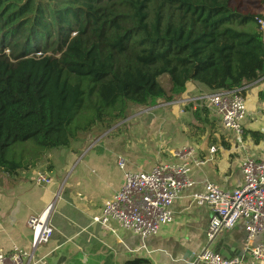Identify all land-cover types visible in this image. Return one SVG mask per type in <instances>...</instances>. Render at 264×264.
I'll return each mask as SVG.
<instances>
[{"label":"trees","instance_id":"obj_1","mask_svg":"<svg viewBox=\"0 0 264 264\" xmlns=\"http://www.w3.org/2000/svg\"><path fill=\"white\" fill-rule=\"evenodd\" d=\"M253 4L0 0V173L13 176L43 152L111 129L130 107L172 103L188 82L213 93L260 79L264 0Z\"/></svg>","mask_w":264,"mask_h":264},{"label":"crops","instance_id":"obj_2","mask_svg":"<svg viewBox=\"0 0 264 264\" xmlns=\"http://www.w3.org/2000/svg\"><path fill=\"white\" fill-rule=\"evenodd\" d=\"M209 93L205 87L188 82L184 93L172 103L156 101L145 111L132 110L130 116L107 131L94 130L68 148L41 153L28 170L13 176L1 172L0 250L6 252L13 246L29 250L28 219L52 205V238L35 251V256L50 264H128L135 260L202 264L195 259L206 247L226 260L264 264L253 261L244 251L243 223L221 231L208 245L210 212L197 207L192 199L194 193L203 190L204 183L230 192L239 188L243 182L240 161L264 159V76L243 89L246 117L240 137L222 130L218 118L206 109L203 96ZM202 109L207 111L205 116L200 113ZM197 110L199 117L195 118ZM127 132L134 145L121 144L120 138ZM254 133L262 139L256 140ZM181 148L191 152L189 178L194 186L172 204L170 224L141 240L115 222L109 224L113 233L93 222L103 203L120 190L125 173L149 172L156 165L174 163L172 153ZM211 148L215 149L212 154ZM120 161L123 169L118 166ZM38 172L49 176L48 186L34 184ZM254 244H264V236H257Z\"/></svg>","mask_w":264,"mask_h":264},{"label":"built area","instance_id":"obj_3","mask_svg":"<svg viewBox=\"0 0 264 264\" xmlns=\"http://www.w3.org/2000/svg\"><path fill=\"white\" fill-rule=\"evenodd\" d=\"M257 26L264 32V15L257 19ZM243 88L219 91L203 96L206 109L220 122L222 130L240 137L246 117ZM215 149L211 148L210 153ZM191 152L188 148L173 151L171 164L154 166L149 172L125 173L120 190L103 203L100 214L93 222L110 229L115 222L121 229L145 240L158 233L161 227L172 222L171 206L179 195L194 186L190 180ZM200 163H195L199 165ZM123 169V161L118 163ZM242 185L233 191H224L213 183H204L203 190L192 195L195 205L206 208L210 219L206 229L208 245L221 231L234 229L239 223L245 225L246 237L243 249L257 263H264V244H254L257 236H264V159L256 161L243 158L239 163ZM51 179L45 172L34 178L37 186H48ZM52 205L27 221L31 233L29 250L13 246L9 251L0 250V264H50L35 256L38 247L46 245L53 235L49 223ZM202 264H242L238 258L223 259L206 247L197 257Z\"/></svg>","mask_w":264,"mask_h":264},{"label":"rangeland","instance_id":"obj_4","mask_svg":"<svg viewBox=\"0 0 264 264\" xmlns=\"http://www.w3.org/2000/svg\"><path fill=\"white\" fill-rule=\"evenodd\" d=\"M247 1L254 3L253 4L254 5V9H256L258 7V5H260V3H261V0H247ZM246 5L248 6L247 2H246ZM252 9H253V6H252ZM261 15H264V9H263V13ZM160 81H161V84L163 85V87L165 88V90H167L168 89L167 78L163 77V78L160 79ZM132 110L137 111L139 113L140 111H145L146 108L130 107L129 110H128V116L131 115ZM98 129H100V128H94L92 131L98 130ZM135 139L138 140L137 143L141 142L137 137ZM120 142L123 145H129L130 143L132 145H134L133 143L135 142V140L130 136L129 132H127V133L122 134V136L120 138ZM28 145L32 146V144L30 142L28 143Z\"/></svg>","mask_w":264,"mask_h":264},{"label":"water","instance_id":"obj_5","mask_svg":"<svg viewBox=\"0 0 264 264\" xmlns=\"http://www.w3.org/2000/svg\"><path fill=\"white\" fill-rule=\"evenodd\" d=\"M195 263H199L197 259H195Z\"/></svg>","mask_w":264,"mask_h":264}]
</instances>
